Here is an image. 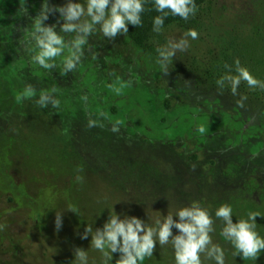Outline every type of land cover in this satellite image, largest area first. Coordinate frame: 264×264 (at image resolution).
<instances>
[{
	"label": "rangeland",
	"instance_id": "1",
	"mask_svg": "<svg viewBox=\"0 0 264 264\" xmlns=\"http://www.w3.org/2000/svg\"><path fill=\"white\" fill-rule=\"evenodd\" d=\"M22 2L0 0V224L6 225L0 264H78L77 247L87 252L88 264H104L91 235L79 236L88 224L101 228L115 211L151 226L193 203L212 215L210 235L224 249L225 264H264V252L257 261L234 256L221 234L223 222L215 218L224 204L232 207L233 222L249 212L264 215V89L242 82L233 95L227 83L222 92L216 84L228 72L225 65L235 75L237 59L264 81V0H205L197 14L199 38L177 53L168 75L157 51L145 54L126 34L110 41L96 26L67 76L60 72L69 49L51 70L25 51L33 22L20 11ZM25 3L35 16L42 0ZM58 20L63 23L57 12L46 23ZM187 31L168 25L149 44L156 50ZM29 84L35 95L22 98ZM52 88L59 109L39 108L36 98ZM100 112L109 116L104 127L89 129L88 113L95 118ZM116 121L118 133L110 130ZM256 231L264 237V218L257 217ZM118 258L114 253L113 264ZM201 260L215 264L203 254ZM140 264H175L174 249L157 242L153 256Z\"/></svg>",
	"mask_w": 264,
	"mask_h": 264
},
{
	"label": "clouds",
	"instance_id": "2",
	"mask_svg": "<svg viewBox=\"0 0 264 264\" xmlns=\"http://www.w3.org/2000/svg\"><path fill=\"white\" fill-rule=\"evenodd\" d=\"M145 0H86V6L79 0H67L63 5L50 4L49 0H42L40 10L35 16L29 15L25 0L20 3V11L24 16L32 19L33 30L29 40L25 44V51L31 54L32 60L46 70L55 69V60L69 49V54L62 61L61 76H67L77 69L84 55V46L88 39L96 31V26L110 41H114L119 35L129 32L128 25L135 27L142 25L141 14L144 12ZM157 15L153 20V31H162L165 18L171 13L188 20L197 12L194 0H154ZM59 13L63 23L47 24L49 16ZM59 24V31H57ZM60 33L68 34L71 39L65 40ZM199 38L196 30L190 29L180 39L169 38L167 44L156 49L158 63L163 74H169V65L173 63L178 52H185L190 47L189 39ZM228 72L216 81L218 91H223L226 83L230 85L231 93L237 95L238 88L242 82H246L249 88L264 89V81L254 77L246 67L240 64L239 59L235 61V75L231 74L233 68L225 65ZM57 89L52 88L43 92L36 98L35 103L41 109H59L60 100L57 98ZM35 95L34 87L29 84L22 98H30ZM81 99L87 104L88 97L83 95ZM246 96H242L238 102L243 107ZM109 119L106 112L95 114L88 113L87 127L103 128V120ZM120 121L112 124L111 131L118 133ZM200 133L205 128H198ZM77 182L82 183L83 177L77 176ZM75 213V209H67ZM62 212H56L55 230L58 232L63 225ZM177 216L179 219H174ZM233 210L228 204L221 205L215 211V218L223 222L222 235L229 241L235 252L234 256H241L243 260L259 258L264 252V237L256 231L257 217L264 218L260 212H249L247 219L233 222ZM214 219L207 209L197 203L180 208L174 215L167 214L163 219L156 218L149 226L144 220L136 216L123 218L114 211L109 215L107 221L101 228L93 229L87 225L82 233L81 239H87L91 235V247L102 253L104 264H113V254L118 253L119 258L115 264H140L145 258H151L157 246L163 247L169 243L174 249L175 264H202L201 255L215 261V264H225L224 249L212 241L211 233L214 229ZM6 228L0 224V231ZM173 228L178 230L173 233ZM73 255L78 264H88V254L85 249L77 247Z\"/></svg>",
	"mask_w": 264,
	"mask_h": 264
},
{
	"label": "trees",
	"instance_id": "3",
	"mask_svg": "<svg viewBox=\"0 0 264 264\" xmlns=\"http://www.w3.org/2000/svg\"><path fill=\"white\" fill-rule=\"evenodd\" d=\"M204 1L205 0H194L198 10L195 15L191 16L188 20H184L179 16H173L171 13H169V15L165 18L163 27L171 24H179L187 30H195L199 26L197 14ZM144 8L145 10L141 14L142 25L135 27L129 24V32L126 34V36L137 47V49L147 55H153L156 53V50L152 45L149 44V40L153 38L156 33L153 31V20L157 15H161V13L155 10L154 0H145Z\"/></svg>",
	"mask_w": 264,
	"mask_h": 264
},
{
	"label": "flooded vegetation",
	"instance_id": "4",
	"mask_svg": "<svg viewBox=\"0 0 264 264\" xmlns=\"http://www.w3.org/2000/svg\"><path fill=\"white\" fill-rule=\"evenodd\" d=\"M119 89H120V88H119ZM148 102H149V101H148V100H146L145 104H148ZM146 106H147V105H146Z\"/></svg>",
	"mask_w": 264,
	"mask_h": 264
}]
</instances>
